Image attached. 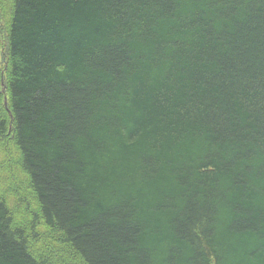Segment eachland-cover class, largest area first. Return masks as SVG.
Wrapping results in <instances>:
<instances>
[{
	"label": "trees",
	"instance_id": "trees-1",
	"mask_svg": "<svg viewBox=\"0 0 264 264\" xmlns=\"http://www.w3.org/2000/svg\"><path fill=\"white\" fill-rule=\"evenodd\" d=\"M0 264H264V0H0Z\"/></svg>",
	"mask_w": 264,
	"mask_h": 264
}]
</instances>
